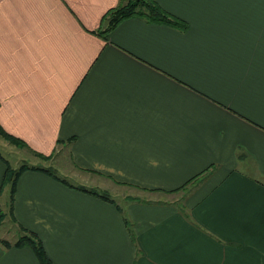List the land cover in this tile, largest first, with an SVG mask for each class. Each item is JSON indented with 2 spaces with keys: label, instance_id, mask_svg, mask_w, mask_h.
<instances>
[{
  "label": "crops",
  "instance_id": "crops-1",
  "mask_svg": "<svg viewBox=\"0 0 264 264\" xmlns=\"http://www.w3.org/2000/svg\"><path fill=\"white\" fill-rule=\"evenodd\" d=\"M153 1L180 25L104 33L121 0H0V128L144 191L205 174L118 205L26 170L1 209L55 264H264V0ZM0 264L40 263L0 241Z\"/></svg>",
  "mask_w": 264,
  "mask_h": 264
},
{
  "label": "rangeland",
  "instance_id": "rangeland-1",
  "mask_svg": "<svg viewBox=\"0 0 264 264\" xmlns=\"http://www.w3.org/2000/svg\"><path fill=\"white\" fill-rule=\"evenodd\" d=\"M121 1L126 3L129 0ZM132 1L138 2V0ZM140 1H144L148 5L152 2V0ZM61 149L62 147L59 146L57 149H53V151L48 150L39 152L35 149H30L28 144L22 140L12 141L10 139H4V136L0 133V154L9 160V166L12 169L18 170L21 166H36L55 169L54 171H56L60 177L66 179L71 184L84 186L92 192V195L113 204L124 205L127 200H135L132 198H136L138 196L143 198L165 199L164 201L178 202L182 196L189 192L193 186L192 184L194 183L193 182L180 190L167 194L144 191L130 185L117 183L104 175L95 174L90 171L78 170L76 166L70 165L69 159L66 160L62 157V155L66 156L67 152L66 150ZM45 157L46 159H43ZM9 198L10 187L7 185L0 196L2 207H7L6 202H8ZM9 218V216L5 215V218L0 224V236H3L10 243H15L19 236L22 235V232L16 224L11 222L12 219Z\"/></svg>",
  "mask_w": 264,
  "mask_h": 264
},
{
  "label": "trees",
  "instance_id": "trees-1",
  "mask_svg": "<svg viewBox=\"0 0 264 264\" xmlns=\"http://www.w3.org/2000/svg\"><path fill=\"white\" fill-rule=\"evenodd\" d=\"M140 6V7H139ZM140 18L147 23H157V24H167L170 26H178L180 25V20L173 16L172 14L168 13L166 10H164L158 3L152 0V2L148 5L144 1L138 0V2H133L132 0H129L126 3H122L119 6L112 8L110 11L106 13L103 20V25H106V29L104 33H108L110 30H112L118 23L121 21L128 19V18ZM106 38V37H105ZM0 133L4 136V139H10L12 141H19L16 139L13 135L8 134L5 132L2 128H0ZM65 158V157H64ZM43 159H46L43 158ZM6 172L4 175V178L1 182L0 186V193L4 191V189L9 185L10 187V198L8 199L9 205L12 204V198L15 195V185L17 183V180L19 176L26 170H35V171H43L48 173L54 178H58L61 180V182L64 184L69 185L70 187L77 189L79 191H84L89 194L90 192L88 189H86L84 186H77L73 185L70 182H68L66 179L60 177L55 169L52 168H44V167H29V166H21L18 170H14L9 166V160L6 158ZM207 171V170H206ZM205 174L201 173L199 175H196L194 178L190 179L183 187H186L187 185L193 183L195 180L199 179L201 175ZM111 179V178H109ZM113 180V179H111ZM114 181V180H113ZM119 183V182H117ZM181 187V188H183ZM180 188V189H181ZM178 189V190H180ZM174 192V191H170ZM11 212V208H10ZM5 218V213L2 211L0 206V224L2 223L3 219ZM22 235L19 236L18 240L14 244H10V242L5 240H0L5 247L10 246H28L32 249L35 256L38 259V262L40 264H55L47 255L44 245L40 238L33 233L32 231H28L26 229L20 228Z\"/></svg>",
  "mask_w": 264,
  "mask_h": 264
}]
</instances>
